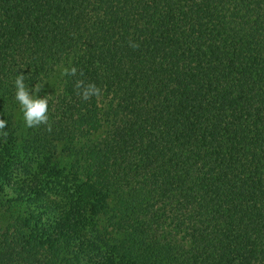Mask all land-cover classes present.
<instances>
[{
	"label": "trees",
	"instance_id": "trees-1",
	"mask_svg": "<svg viewBox=\"0 0 264 264\" xmlns=\"http://www.w3.org/2000/svg\"><path fill=\"white\" fill-rule=\"evenodd\" d=\"M0 119L39 208L0 198V264H264V0H0Z\"/></svg>",
	"mask_w": 264,
	"mask_h": 264
},
{
	"label": "clouds",
	"instance_id": "clouds-1",
	"mask_svg": "<svg viewBox=\"0 0 264 264\" xmlns=\"http://www.w3.org/2000/svg\"><path fill=\"white\" fill-rule=\"evenodd\" d=\"M132 48H138L139 45L129 42ZM77 68L75 66L60 69L61 76H76ZM83 76V72L79 73ZM25 76L17 75L14 80L15 100L19 104V110L22 113L24 124L27 128H37L45 126L47 131H51V123L49 118V100L47 96L38 98L37 93L42 90V86L36 83L33 88L25 85ZM74 88L76 94L84 101H89L91 98H99L102 95V90L95 83H85L83 80H77ZM7 128V120L0 119V133L6 138L8 133L4 131Z\"/></svg>",
	"mask_w": 264,
	"mask_h": 264
},
{
	"label": "rangeland",
	"instance_id": "rangeland-1",
	"mask_svg": "<svg viewBox=\"0 0 264 264\" xmlns=\"http://www.w3.org/2000/svg\"><path fill=\"white\" fill-rule=\"evenodd\" d=\"M58 88H59V84L57 82L55 83L54 79H52V81L46 82V84L42 86V90L39 93H37V96L38 98H44L45 96H47V98H52L55 95V93L58 92ZM14 119L24 122L22 118V113L19 110V104L17 105V108L15 110ZM23 127L25 128V126ZM5 139L6 138L3 136V134L0 133V198L4 199L5 197H8L10 199H19L21 201L26 202L27 209L31 211L33 210L36 213H38L39 208H35L36 207L35 202L31 198H28V195L25 194L23 190L19 192L9 189L11 183L17 181H23V179H25L28 176V174L24 171L25 168L31 167V172H34L36 167L35 165L32 166L34 161L30 160L27 157L26 158L23 157L25 151H23V153H20L18 155L12 152L9 153L5 146L6 145ZM30 153L35 154L34 151ZM50 197L51 199H54V197L52 196Z\"/></svg>",
	"mask_w": 264,
	"mask_h": 264
}]
</instances>
